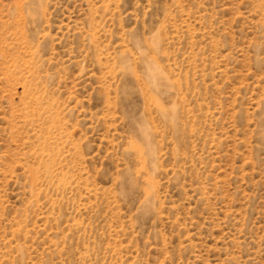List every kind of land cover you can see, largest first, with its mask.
Instances as JSON below:
<instances>
[{"label":"rangeland","instance_id":"374dc122","mask_svg":"<svg viewBox=\"0 0 264 264\" xmlns=\"http://www.w3.org/2000/svg\"><path fill=\"white\" fill-rule=\"evenodd\" d=\"M0 264H264V0H0Z\"/></svg>","mask_w":264,"mask_h":264},{"label":"snow or ice","instance_id":"6c2138e0","mask_svg":"<svg viewBox=\"0 0 264 264\" xmlns=\"http://www.w3.org/2000/svg\"><path fill=\"white\" fill-rule=\"evenodd\" d=\"M129 119H130L131 122H133V123H132V127H133V129H135V123H134V120H135V113L130 112V113H129Z\"/></svg>","mask_w":264,"mask_h":264}]
</instances>
